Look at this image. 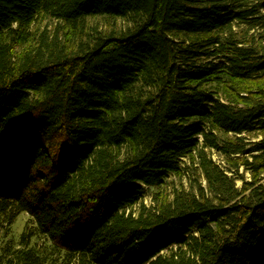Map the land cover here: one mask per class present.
Wrapping results in <instances>:
<instances>
[{"label":"trees","instance_id":"obj_1","mask_svg":"<svg viewBox=\"0 0 264 264\" xmlns=\"http://www.w3.org/2000/svg\"><path fill=\"white\" fill-rule=\"evenodd\" d=\"M24 213L0 264H264V0H0V236Z\"/></svg>","mask_w":264,"mask_h":264},{"label":"rangeland","instance_id":"obj_2","mask_svg":"<svg viewBox=\"0 0 264 264\" xmlns=\"http://www.w3.org/2000/svg\"><path fill=\"white\" fill-rule=\"evenodd\" d=\"M211 157L214 159V161L221 165L222 167H225V162H224V159L222 156H220L217 152H211ZM244 173V169L242 168L240 170V174H243ZM247 177H249V175L247 174L246 175ZM171 181L175 182L176 184H179L181 181L178 180L177 178L175 177H172L170 179ZM186 188H189L190 186V180L189 179H184L183 182H182ZM205 185V184H204ZM237 185L239 187L242 186V182L240 180H238L237 182ZM142 187L144 188V191H145V197H144V203L146 205H151L152 204V191L153 189H149L148 187L142 185ZM32 219L31 217L28 215V214H22L20 215L17 220L15 221V223L13 224V226L11 227L10 229V232L8 235L6 234H2L0 236V244L1 246L5 243H7L8 241L12 240V243H18L21 236L27 232V229H30L32 227ZM30 227V228H29ZM7 241V242H6ZM38 245L41 244V240L38 241L37 243Z\"/></svg>","mask_w":264,"mask_h":264}]
</instances>
